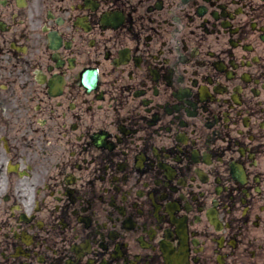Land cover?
<instances>
[{
	"label": "flooded vegetation",
	"instance_id": "flooded-vegetation-1",
	"mask_svg": "<svg viewBox=\"0 0 264 264\" xmlns=\"http://www.w3.org/2000/svg\"><path fill=\"white\" fill-rule=\"evenodd\" d=\"M0 264H264V0H0Z\"/></svg>",
	"mask_w": 264,
	"mask_h": 264
}]
</instances>
